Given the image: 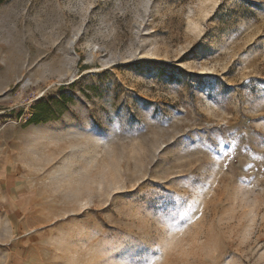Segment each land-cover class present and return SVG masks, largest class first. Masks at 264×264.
<instances>
[{
	"label": "rangeland",
	"instance_id": "374dc122",
	"mask_svg": "<svg viewBox=\"0 0 264 264\" xmlns=\"http://www.w3.org/2000/svg\"><path fill=\"white\" fill-rule=\"evenodd\" d=\"M0 264H264V0H0Z\"/></svg>",
	"mask_w": 264,
	"mask_h": 264
},
{
	"label": "trees",
	"instance_id": "16d2710c",
	"mask_svg": "<svg viewBox=\"0 0 264 264\" xmlns=\"http://www.w3.org/2000/svg\"><path fill=\"white\" fill-rule=\"evenodd\" d=\"M37 121H38V114H34L29 120V122H37Z\"/></svg>",
	"mask_w": 264,
	"mask_h": 264
}]
</instances>
